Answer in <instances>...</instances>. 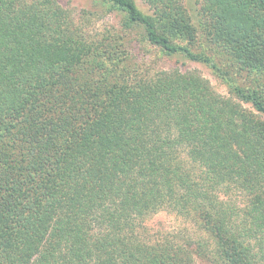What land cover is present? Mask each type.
<instances>
[{
    "label": "trees",
    "instance_id": "16d2710c",
    "mask_svg": "<svg viewBox=\"0 0 264 264\" xmlns=\"http://www.w3.org/2000/svg\"><path fill=\"white\" fill-rule=\"evenodd\" d=\"M106 1L212 62L202 31L235 99L197 71H103L102 38L58 0H0V264H264V0ZM160 209L203 237L141 238Z\"/></svg>",
    "mask_w": 264,
    "mask_h": 264
},
{
    "label": "rangeland",
    "instance_id": "374dc122",
    "mask_svg": "<svg viewBox=\"0 0 264 264\" xmlns=\"http://www.w3.org/2000/svg\"><path fill=\"white\" fill-rule=\"evenodd\" d=\"M58 1L64 8L71 10V13H74L77 20L81 19V24H83L86 33L100 40L102 38V49L105 51V54L99 55L96 59L102 57L100 61H104L105 63L103 71L107 70V72H111L112 70L109 69H112L118 63L127 66L132 64L138 72L150 75L158 71L172 69H178L181 72L197 71L210 83L211 88L216 93L225 97H233L230 92V83L224 74L227 72L233 76L234 74L231 71L237 70L233 69L230 72L226 70V61L222 62L218 59L217 55L221 53L217 49L207 45L202 31L199 30L193 48L197 51L203 50L212 62L192 60L184 53L170 55L161 51L159 47L145 39L143 28L138 26L128 28L124 12L110 1ZM133 1L141 13L151 15L152 10L144 0ZM185 2L191 13L198 11L200 0H185ZM194 21L196 22L195 19ZM181 41L182 39L176 40V42ZM213 63L215 64L213 65ZM244 78L246 80H253L252 85H255L254 82H257V80L254 81L252 74L245 75ZM245 106L251 109L249 104H245ZM240 199L243 201V197ZM139 233V236L146 240H155L165 236H176L177 241L181 243H185V240H198V238L204 235L195 223L186 220L170 209H160L153 212L145 219L144 226ZM192 256L195 264H213L211 262V252H209V255H205L200 251H195Z\"/></svg>",
    "mask_w": 264,
    "mask_h": 264
}]
</instances>
